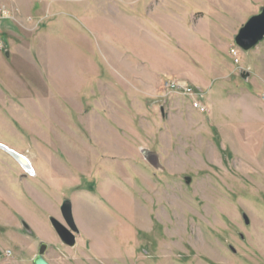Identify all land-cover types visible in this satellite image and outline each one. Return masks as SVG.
<instances>
[{"label":"rangeland","instance_id":"1","mask_svg":"<svg viewBox=\"0 0 264 264\" xmlns=\"http://www.w3.org/2000/svg\"><path fill=\"white\" fill-rule=\"evenodd\" d=\"M12 3L0 143L34 173L0 150L19 202L0 264H34L41 243L50 264H264V50L232 40L264 0ZM173 78L208 111L167 98ZM66 199L74 247L49 220Z\"/></svg>","mask_w":264,"mask_h":264},{"label":"water","instance_id":"2","mask_svg":"<svg viewBox=\"0 0 264 264\" xmlns=\"http://www.w3.org/2000/svg\"><path fill=\"white\" fill-rule=\"evenodd\" d=\"M264 40V7L260 10L258 14L252 15L248 21L238 30L237 34L234 36V43L242 51L249 52L251 49L256 47L260 42ZM8 54V52H6ZM0 150H3L10 154L27 172L30 174L34 173L29 159L17 153L16 151L8 148L4 144L0 143ZM61 214L64 219V223L56 219L55 217H50V223L60 240L70 246L74 247L77 243V234L80 233L73 214V206L70 200L66 199L62 202ZM243 218L246 224L250 223L246 213H243ZM24 226L30 229L29 226L24 222ZM48 249L46 243H41L39 246V253L34 260V264H50L45 258L44 254Z\"/></svg>","mask_w":264,"mask_h":264},{"label":"crops","instance_id":"3","mask_svg":"<svg viewBox=\"0 0 264 264\" xmlns=\"http://www.w3.org/2000/svg\"><path fill=\"white\" fill-rule=\"evenodd\" d=\"M0 1H2V0H0ZM12 2H13V0L12 1L11 0L10 1H5V2H3V4L5 3L4 4L5 6H7L9 4L13 8L14 7L13 5H15V4L12 3ZM16 20H17V18H16ZM11 22L12 21L5 20V19L4 20H0V35L2 36V39H3V42H4V48H0V49H2V50L5 49L4 50L5 54H6V52H9V50L7 48L10 45V36L14 35V32L16 30V27L13 26L11 24ZM234 36H235V34L232 35V40H234ZM228 47L230 49L229 50V54H230L231 53V49L235 48V47H234V45H230ZM257 49H258L257 53H261L262 50H264V40L257 45ZM1 144H3V143H1ZM4 145L7 146L8 148H10L9 145H7V144H4ZM10 149H12V148H10ZM12 150H14V149H12ZM14 151H16V150H14ZM17 153H19V152H17ZM19 154H21V153H19ZM29 161H30V159H29ZM4 165H5V163H4ZM4 165H3V169L0 170V241L1 242L4 241L5 239L9 238V236H10V230H11L10 219H11V216L13 217L12 210H11L12 209L11 208L12 204L13 205H17V206L19 204V202H17V204H16L14 201L11 200L12 196H11V193H10V173H9L10 170L9 169H7V171L4 170L5 169ZM31 165L33 167L32 162H31ZM0 169H1V166H0ZM2 171H3V173H2ZM26 177H27L26 175H24V174L22 175V178H26ZM1 190H2V192H1ZM24 222L27 225H28V223L25 220L21 221V224H22L25 232L29 233V234H32V229L30 228L29 225L28 226H29L30 229H27L24 226Z\"/></svg>","mask_w":264,"mask_h":264},{"label":"built area","instance_id":"4","mask_svg":"<svg viewBox=\"0 0 264 264\" xmlns=\"http://www.w3.org/2000/svg\"><path fill=\"white\" fill-rule=\"evenodd\" d=\"M16 20V16L13 15L12 11L0 2V20ZM0 48H4V42L2 36L0 35ZM231 54L234 57V61L239 63V53L238 49L232 48ZM165 96L168 98L174 94L183 95L188 99L191 107L199 112L205 113L208 111V108L202 102L203 93L193 87L187 80L183 78H173L167 80L165 83Z\"/></svg>","mask_w":264,"mask_h":264}]
</instances>
